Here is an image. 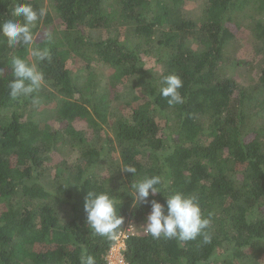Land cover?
<instances>
[{"label": "trees", "instance_id": "1", "mask_svg": "<svg viewBox=\"0 0 264 264\" xmlns=\"http://www.w3.org/2000/svg\"><path fill=\"white\" fill-rule=\"evenodd\" d=\"M18 2L45 7L0 0V22ZM204 2L197 18L186 15V0H48L33 29L35 47L51 54L39 63L46 79L39 104L10 97L9 61L34 58L25 46L0 42V264H79L84 250L106 264L113 240L88 229L87 192L116 197L120 228L141 225L151 209L134 206L131 183L152 176L165 194L198 198L211 241L140 234L127 241L128 264H264V0ZM250 4V60L228 58L239 12ZM252 60L260 72L254 84L225 69ZM168 74L182 79L183 104L160 95ZM56 94L52 127L32 112ZM58 153L46 184L41 176Z\"/></svg>", "mask_w": 264, "mask_h": 264}, {"label": "clouds", "instance_id": "2", "mask_svg": "<svg viewBox=\"0 0 264 264\" xmlns=\"http://www.w3.org/2000/svg\"><path fill=\"white\" fill-rule=\"evenodd\" d=\"M49 9L46 7L34 8L32 4L25 2L16 3L11 10V19L0 22V42H6L9 48H16L18 45L25 46L33 61L16 55L9 61L12 69V79L8 82L9 95L12 99L31 98L33 104L40 103L38 93L46 86L44 72L40 69L39 63L51 60L48 47H35V29L41 22ZM46 41L51 43L53 34H45ZM183 87L182 79L176 74H168L162 78L159 84V92L167 98L169 105L183 104L184 97L179 89ZM124 172L136 173V169L127 166ZM159 186V187H158ZM167 185L160 176L145 177L131 183L135 195L133 204L149 205L150 212L143 224L144 231L154 239H175L179 242L203 238V243L211 241V235L207 231L211 219L203 214L198 198L180 191L165 194L162 189ZM163 193L164 203L156 199H150L157 194ZM85 223L93 235L106 237L110 240H117L118 229L124 223V216L121 215L117 206L116 197L107 191H88L84 200ZM79 264H96L95 257L81 252Z\"/></svg>", "mask_w": 264, "mask_h": 264}, {"label": "rangeland", "instance_id": "3", "mask_svg": "<svg viewBox=\"0 0 264 264\" xmlns=\"http://www.w3.org/2000/svg\"><path fill=\"white\" fill-rule=\"evenodd\" d=\"M204 0H186L185 3V13L188 17H197L198 13L200 12V8L204 5ZM45 7L48 6V0H44ZM243 7V6H242ZM244 10H241L239 13L243 14L245 12L244 17L241 19L242 22V29L240 32H237L236 37L230 42V44L227 46L226 56L231 59L239 60H250V43H251V27L252 23L255 21L253 18H250V14L256 13L253 8L252 4L249 6L243 7ZM113 18V16H111ZM198 18V17H197ZM256 18H259L256 16ZM249 63V64H248ZM225 69L228 74L233 75L235 78L238 79V81L245 85H251L254 84V82L259 77V67L255 61L246 62L240 66H236L233 68L225 66ZM58 96L55 95L53 97V100L48 99L45 100V102H42L37 108H35L32 112V115L37 117L40 121H43V123H47L51 125L52 127L58 126V119L56 110L58 109ZM120 107L117 108V113H119ZM61 154L58 153L54 157V161L51 162L47 168H45L48 173L46 176H41L42 181L44 183L51 184V181L49 178H53L56 172V163H58L61 160ZM43 171V169H41ZM45 175V172H44Z\"/></svg>", "mask_w": 264, "mask_h": 264}, {"label": "built area", "instance_id": "4", "mask_svg": "<svg viewBox=\"0 0 264 264\" xmlns=\"http://www.w3.org/2000/svg\"><path fill=\"white\" fill-rule=\"evenodd\" d=\"M118 239L113 240L107 254L106 264H128L125 249L127 241L134 236L146 233L143 224L139 225L134 220H128L125 225L118 229Z\"/></svg>", "mask_w": 264, "mask_h": 264}]
</instances>
